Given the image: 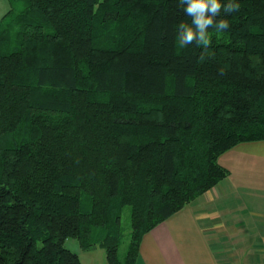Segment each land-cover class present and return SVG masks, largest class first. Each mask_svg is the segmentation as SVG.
Returning a JSON list of instances; mask_svg holds the SVG:
<instances>
[{
    "label": "trees",
    "instance_id": "16d2710c",
    "mask_svg": "<svg viewBox=\"0 0 264 264\" xmlns=\"http://www.w3.org/2000/svg\"><path fill=\"white\" fill-rule=\"evenodd\" d=\"M235 2L199 62L179 0H8L0 264H81L70 238L134 264L145 233L228 175L222 153L264 140V0Z\"/></svg>",
    "mask_w": 264,
    "mask_h": 264
},
{
    "label": "crops",
    "instance_id": "0c3cea01",
    "mask_svg": "<svg viewBox=\"0 0 264 264\" xmlns=\"http://www.w3.org/2000/svg\"><path fill=\"white\" fill-rule=\"evenodd\" d=\"M8 8L0 0V17ZM230 152L239 163V183L220 162L228 175L145 233L134 264H264V245L256 247L258 260L240 250L254 248L247 243L254 238L264 242V140L238 143L218 159Z\"/></svg>",
    "mask_w": 264,
    "mask_h": 264
},
{
    "label": "clouds",
    "instance_id": "9594fccd",
    "mask_svg": "<svg viewBox=\"0 0 264 264\" xmlns=\"http://www.w3.org/2000/svg\"><path fill=\"white\" fill-rule=\"evenodd\" d=\"M184 15L191 18V22H181L177 29V42L181 48L195 44L202 48L199 55V62L214 57L215 53L210 51L211 37L209 29H215L216 32H223L229 29L230 25L226 19L216 18L220 16L221 11L226 15L240 10V4L235 0H228L222 3L221 0H179ZM220 74H224V69H220Z\"/></svg>",
    "mask_w": 264,
    "mask_h": 264
},
{
    "label": "rangeland",
    "instance_id": "374dc122",
    "mask_svg": "<svg viewBox=\"0 0 264 264\" xmlns=\"http://www.w3.org/2000/svg\"><path fill=\"white\" fill-rule=\"evenodd\" d=\"M2 1L8 3V0H2ZM8 7H9V3H8ZM230 155L232 156L231 158H230ZM218 162L219 163L222 162L226 165H229L233 173L236 174V177H234L235 183H239L241 179V174L239 176L238 173L241 171L239 170L236 171V165L239 167V163L237 160H235L234 153L233 155H232V152L228 153V156L223 157L220 160L218 159ZM130 209H131L130 205H124L122 208V212H121V235H120V240H119L118 247H117V257L120 261L125 260L126 253L129 247V242H130V221H129ZM247 227L248 226L243 227V229ZM251 236H253V234ZM247 243H250L249 245H253L255 247L246 248V245H245V247H241L240 250L244 251L245 256H251V254L253 253L257 254L255 256V259L258 260L260 257H258L259 252L257 251L259 250H257L256 247L258 245H264V242H260L257 240V238H254L253 241H250ZM65 245L70 250L78 253L81 264H105L104 263L105 262L104 261L105 252H104V249L99 246L91 247L90 248L91 251H89L90 249H82L80 248L78 241L73 238L67 239L65 242ZM261 258L264 259V257H261Z\"/></svg>",
    "mask_w": 264,
    "mask_h": 264
}]
</instances>
